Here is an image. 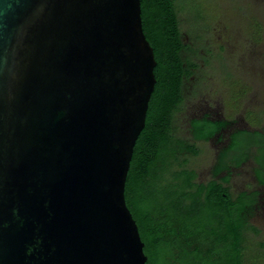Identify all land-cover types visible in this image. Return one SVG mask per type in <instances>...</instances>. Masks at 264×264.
Masks as SVG:
<instances>
[{
  "label": "water",
  "instance_id": "1",
  "mask_svg": "<svg viewBox=\"0 0 264 264\" xmlns=\"http://www.w3.org/2000/svg\"><path fill=\"white\" fill-rule=\"evenodd\" d=\"M156 66L142 0H0V264H147L126 184Z\"/></svg>",
  "mask_w": 264,
  "mask_h": 264
},
{
  "label": "trees",
  "instance_id": "2",
  "mask_svg": "<svg viewBox=\"0 0 264 264\" xmlns=\"http://www.w3.org/2000/svg\"><path fill=\"white\" fill-rule=\"evenodd\" d=\"M142 18L155 50L157 83L146 126L135 146L126 200L145 242L147 264H243L244 238L230 219L240 211L231 209V198H224L222 190L214 196L212 188L203 196L204 185L188 179L193 172L174 171L177 164L188 167L186 158L179 163L182 156L200 151L195 143L180 139L175 132L173 136L171 129L172 107L175 111L182 104V77L187 72L175 0H142ZM192 125L196 139H208L215 129L206 117ZM234 141L243 150L249 144L261 145L258 161L264 167L261 133L241 131ZM242 154L234 159L237 164L245 159ZM192 187L195 192L190 191Z\"/></svg>",
  "mask_w": 264,
  "mask_h": 264
},
{
  "label": "rangeland",
  "instance_id": "3",
  "mask_svg": "<svg viewBox=\"0 0 264 264\" xmlns=\"http://www.w3.org/2000/svg\"><path fill=\"white\" fill-rule=\"evenodd\" d=\"M175 5L184 37L197 44L196 55L185 54V58L195 62L198 69L195 76L203 79L202 88L218 99V106L227 116H243L250 125L263 128L264 0H175ZM240 96L242 104L236 112H230L231 107L238 105L234 101ZM186 103L183 96L182 104L174 111V132L188 139ZM257 113L260 121H255ZM194 143L199 153L186 154L179 163L186 158L190 167H209L214 159V146ZM262 245L264 232L249 240L246 262L264 264L262 251L256 252Z\"/></svg>",
  "mask_w": 264,
  "mask_h": 264
},
{
  "label": "flooded vegetation",
  "instance_id": "4",
  "mask_svg": "<svg viewBox=\"0 0 264 264\" xmlns=\"http://www.w3.org/2000/svg\"><path fill=\"white\" fill-rule=\"evenodd\" d=\"M182 32V31H181ZM182 39L185 47L181 50L184 60L186 73L182 77L181 94L187 99V107H189V117L187 119L188 139L179 137L182 140H188L192 143L203 142L210 143L214 146V159L212 164L206 168L195 167H174L175 172L191 171L194 175L189 177L191 182L204 185L203 196L210 188L215 196L219 191L227 198H231V209L240 211L238 215L231 217L238 224V230L244 238L243 242V264L248 263L245 260L246 251L249 249L248 242L251 238H257L264 232V180L260 178V174L264 175V167H261L258 157L262 155L259 144H249L244 150L236 148L233 145L234 136L241 131L259 132L261 138L264 139V127L255 128L250 125L249 121L243 117L235 115L234 118L227 116L225 110L218 105V99H214L209 93L202 88L203 79L196 75V64L191 62L189 58H185V54L196 55L197 44L195 41H187L182 32ZM199 36L196 38L198 41ZM202 84V85H200ZM242 96L235 99L238 105L230 108V112L237 111L242 104ZM235 104V103H234ZM186 110V111H187ZM177 111V110H176ZM231 115V113L229 114ZM255 121H260L259 113L254 114ZM207 118L214 125L213 134L206 140L196 139L193 133L192 122ZM171 129L174 136V104L172 107ZM245 154V159L237 164L238 155ZM224 158V160H222ZM236 161H235V160ZM234 160V162H233ZM251 164L250 166H246ZM264 178V176H263ZM175 183L179 179L174 180ZM214 188V189H213ZM195 192V188H190ZM252 249V248H251ZM257 254L259 250L264 255V245L256 248Z\"/></svg>",
  "mask_w": 264,
  "mask_h": 264
}]
</instances>
